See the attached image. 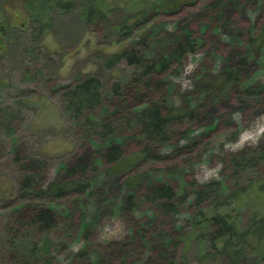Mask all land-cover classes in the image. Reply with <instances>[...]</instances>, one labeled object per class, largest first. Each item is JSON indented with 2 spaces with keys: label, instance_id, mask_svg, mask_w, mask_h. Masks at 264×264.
Here are the masks:
<instances>
[{
  "label": "rangeland",
  "instance_id": "rangeland-1",
  "mask_svg": "<svg viewBox=\"0 0 264 264\" xmlns=\"http://www.w3.org/2000/svg\"><path fill=\"white\" fill-rule=\"evenodd\" d=\"M32 1L0 0V264H199L187 212L167 228L160 225L154 205L122 210V185L131 174L108 175L100 154L116 144L129 157L142 146L124 131L109 140L79 138L62 110L63 91L79 77L101 82L104 103L95 117L103 120L114 121L126 110L155 103L160 92L169 105L187 101L195 119L179 140L185 154L143 166L146 177L178 191L186 182L214 181L224 195L242 191L240 209L233 212L239 222L264 211V191L258 190L264 186V161L246 171L233 165L264 148V45L250 42L264 29V0H166L165 9L152 13L149 24L124 41L115 27L156 0H97L105 15L101 21L84 23L76 8L50 14L43 28L31 18ZM187 37L197 52L151 79V88L160 87L159 93L128 87L123 64L104 66L122 50L149 43L158 52ZM228 72L239 78L240 92L198 93ZM248 87L257 95L241 94ZM185 159L191 167L183 166ZM173 166L180 174L168 173ZM23 178L42 185L28 200L20 194ZM69 181L86 185V192L57 201L45 197L52 183ZM38 204L60 219L50 234L18 225ZM6 225L14 232L8 233ZM44 240L50 242V254L31 257L30 250L38 251ZM122 246L123 256L118 253ZM241 264L258 261L248 255Z\"/></svg>",
  "mask_w": 264,
  "mask_h": 264
},
{
  "label": "trees",
  "instance_id": "trees-1",
  "mask_svg": "<svg viewBox=\"0 0 264 264\" xmlns=\"http://www.w3.org/2000/svg\"><path fill=\"white\" fill-rule=\"evenodd\" d=\"M97 3V0H33L29 9L35 13L31 18L40 28L44 27V22L50 14H69L76 8L80 9L82 21L91 24L105 17ZM167 6L166 0L154 1L148 9L136 12L129 19L123 20L115 27V34H120L123 41L130 39L135 31L149 24L152 13ZM257 39H251L250 42L263 46L264 29ZM152 47V44L145 43L141 48L122 50L108 57L104 66L113 69L123 64L128 69V87L134 86L159 93L160 87L151 88V79L166 74L172 67L181 66L189 55L197 52V47L189 37L165 46L158 52ZM239 85L237 75L228 72L209 81L198 89V93L214 96L228 88L240 92ZM113 92L118 93L117 86ZM257 92L248 87L242 89L241 94L254 97ZM159 95L157 102L139 109L126 110L114 121L99 119L95 114L103 107V86L96 77L84 76L79 77L75 84L63 91L62 110L76 125L79 138L85 142L94 138L109 140L115 137L117 132L124 131L135 136L139 146H142V149L129 157L126 150L116 144L110 145L100 154L108 175L131 174L122 185L125 192L121 198L122 210L132 212L142 203L154 205L160 225L167 228L174 227L181 215L187 212L185 220L193 231L192 240L197 247L199 264H241L248 255L257 259L258 264H264V211L252 214L246 222H239L233 217V212L240 209L244 195L242 191L224 195L222 185L215 181L206 184L186 182L178 191L169 184L152 182L142 171L143 166L147 164L169 162L172 158L183 156L185 153L182 146H179V140L183 136L184 127L195 119V113L187 101L183 105L173 106L168 104L162 92ZM260 161H264V148L252 154L248 160L244 157L238 158L233 165L241 171H246L255 168ZM183 166L191 167L190 159H185ZM168 173L174 176L180 174V170L173 166L169 168ZM41 186L36 179L23 178L19 187L21 198L28 200L32 190ZM86 190V185L75 182H55L44 191V195L52 201H57L71 195H82ZM258 190L264 191V186H260ZM29 217L28 220L18 223L20 228L27 227L50 234L60 225V219L55 212L43 204L36 205ZM5 229L8 233L14 232L8 225ZM16 236L15 234L14 237ZM51 248L49 240H44L38 251L33 248L30 250V256L50 254ZM123 250L125 253L126 247L122 246L118 252L122 256ZM170 264L185 263L173 261Z\"/></svg>",
  "mask_w": 264,
  "mask_h": 264
}]
</instances>
